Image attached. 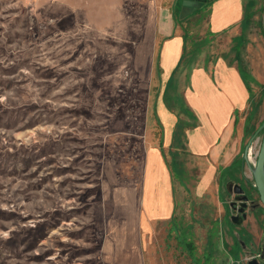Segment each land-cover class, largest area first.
Returning <instances> with one entry per match:
<instances>
[{
  "label": "rangeland",
  "instance_id": "rangeland-1",
  "mask_svg": "<svg viewBox=\"0 0 264 264\" xmlns=\"http://www.w3.org/2000/svg\"><path fill=\"white\" fill-rule=\"evenodd\" d=\"M259 5L246 14L253 45L242 56L254 55L263 75ZM164 10L177 19L176 0H0V264L230 261L232 239L213 221L224 212L223 174L218 192L215 183L199 192L200 157L163 144V90L174 106L157 71ZM254 100L242 150L264 120V89ZM157 147L176 204L144 233L145 162Z\"/></svg>",
  "mask_w": 264,
  "mask_h": 264
},
{
  "label": "crops",
  "instance_id": "crops-1",
  "mask_svg": "<svg viewBox=\"0 0 264 264\" xmlns=\"http://www.w3.org/2000/svg\"><path fill=\"white\" fill-rule=\"evenodd\" d=\"M180 1L176 0L177 19L168 10L160 17L159 32L164 39L157 53V71L164 88L172 87L174 106L163 102V90L156 113L163 126L164 146L184 144L202 160L198 191L215 183L218 192L216 173L223 174L224 183L252 178L249 164L254 160L245 161L243 156L255 132L242 150L243 125L247 111L254 109L255 94L264 89V74L254 55L243 58L242 52L247 44L253 45L246 35L251 26L246 14L254 13L261 0H206L184 17H180ZM190 32L196 35L190 37ZM144 180L138 227L146 233L152 222L169 221L176 204L170 169L159 147L146 158ZM218 202L224 212L217 213L213 221L221 223V230L232 239L227 252L234 251L227 264H244L248 252L258 247V253L264 242V209L257 219L247 212L242 223L235 225L223 208L224 200ZM132 255L138 259L136 251Z\"/></svg>",
  "mask_w": 264,
  "mask_h": 264
},
{
  "label": "water",
  "instance_id": "water-1",
  "mask_svg": "<svg viewBox=\"0 0 264 264\" xmlns=\"http://www.w3.org/2000/svg\"><path fill=\"white\" fill-rule=\"evenodd\" d=\"M206 0H181L180 17H184L190 12H194L197 8L201 7ZM263 130V136L259 150L257 151L253 164H249L251 175L253 178V186L259 194L260 202L264 207V120L260 127L253 135L248 146L245 148L244 159L248 161L249 159V147L254 141L256 135ZM249 183V182H247ZM226 188L231 194H235V201L239 202L240 208H235L236 213L230 216V220L235 225H240L244 218H246L245 209L248 207V194L245 190L248 187L243 188L241 185L234 183L233 181H228L226 183ZM233 204V203H232ZM258 204V203H257ZM249 209H254L250 207ZM246 264H264V242L261 244L258 255L256 257L247 260Z\"/></svg>",
  "mask_w": 264,
  "mask_h": 264
},
{
  "label": "flooded vegetation",
  "instance_id": "flooded-vegetation-1",
  "mask_svg": "<svg viewBox=\"0 0 264 264\" xmlns=\"http://www.w3.org/2000/svg\"><path fill=\"white\" fill-rule=\"evenodd\" d=\"M256 131H255V133H256ZM227 182H225L223 184L224 191L226 193V197L224 199V202L228 206V209H229V212H230L229 217H230L232 214H235L236 213L235 208L238 209V208H240V206H239V202L235 201V194H231L229 192V190L226 188V183ZM247 182H249V183H247ZM236 184L241 185L243 188L248 187V190H245V193L248 194V203H249L248 204V207L245 209L246 216H247V212H249V213H252L255 216L256 219L259 218V216L262 213L261 210L264 209V207H263V205L260 202V198H259L258 192L256 191L255 187L252 185L253 184V178L249 179V178H246L245 176H243L241 182H236ZM249 206L250 207L251 206L254 207V209H249ZM257 251H258V247L254 248V249H251L248 252L247 256L243 260L244 264L247 263V260L248 259L253 258V257H256L258 255Z\"/></svg>",
  "mask_w": 264,
  "mask_h": 264
}]
</instances>
